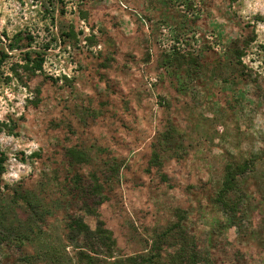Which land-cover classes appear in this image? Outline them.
<instances>
[{
  "label": "rangeland",
  "instance_id": "1",
  "mask_svg": "<svg viewBox=\"0 0 264 264\" xmlns=\"http://www.w3.org/2000/svg\"><path fill=\"white\" fill-rule=\"evenodd\" d=\"M0 157V264H77L69 218L264 264V0H0Z\"/></svg>",
  "mask_w": 264,
  "mask_h": 264
},
{
  "label": "trees",
  "instance_id": "2",
  "mask_svg": "<svg viewBox=\"0 0 264 264\" xmlns=\"http://www.w3.org/2000/svg\"><path fill=\"white\" fill-rule=\"evenodd\" d=\"M2 162L3 157H0V174L2 172ZM231 180L229 179V172L226 171L219 196L224 201L226 199L228 200V204L221 202L223 206L227 207H230L231 202L229 201V196L233 194ZM217 201L220 202V200ZM68 221L69 224L67 226L69 227V232L67 238L72 240L79 235L82 241L85 240L83 245L74 246V256L77 264H196L199 260V253L186 240H181L178 248L173 252H150L145 255L125 257L114 256L112 250L114 241L111 239L110 233L107 230L103 228L91 230L80 218L73 220L69 218ZM73 232H75L76 236ZM89 241L92 242L90 243ZM96 245H99V248L103 250L97 249ZM51 250L52 248L49 247L43 249L45 254L50 253Z\"/></svg>",
  "mask_w": 264,
  "mask_h": 264
},
{
  "label": "crops",
  "instance_id": "3",
  "mask_svg": "<svg viewBox=\"0 0 264 264\" xmlns=\"http://www.w3.org/2000/svg\"><path fill=\"white\" fill-rule=\"evenodd\" d=\"M167 5L165 4V2H162L161 3H142L141 4V8L143 9V11L146 13V14H150L151 16V22H166L168 21L169 19L173 20L175 15L174 13L172 12H169L167 7ZM154 10V11H153ZM132 11H134L132 9ZM151 25V24H150ZM127 29H130L131 31L127 34L128 36L127 37H130L129 40H133L135 38V35L137 36V33H136V30L138 29V27L140 26L141 29H143V26L140 25V23L138 22L136 16L131 13L130 16H128V23H127ZM172 57V55H170ZM170 56H167V57H170ZM165 65V66H164ZM164 72L165 74L169 72L168 70V67H170V64H164ZM169 77V78H168ZM172 76H167L165 75V81H163V84H162V87L164 88H173L176 86V81H172L171 80Z\"/></svg>",
  "mask_w": 264,
  "mask_h": 264
}]
</instances>
